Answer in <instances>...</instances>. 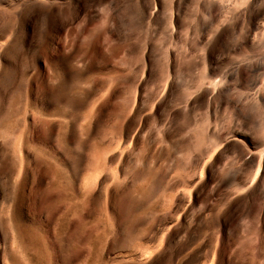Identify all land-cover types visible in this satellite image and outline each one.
Listing matches in <instances>:
<instances>
[{
    "label": "rangeland",
    "instance_id": "374dc122",
    "mask_svg": "<svg viewBox=\"0 0 264 264\" xmlns=\"http://www.w3.org/2000/svg\"><path fill=\"white\" fill-rule=\"evenodd\" d=\"M134 1L0 0V264H264V0Z\"/></svg>",
    "mask_w": 264,
    "mask_h": 264
},
{
    "label": "bare ground",
    "instance_id": "6f19581e",
    "mask_svg": "<svg viewBox=\"0 0 264 264\" xmlns=\"http://www.w3.org/2000/svg\"><path fill=\"white\" fill-rule=\"evenodd\" d=\"M133 1H134V0H133ZM249 1H250V0H249ZM52 2H53V1H52ZM52 2L49 3V6H50L49 8H53V6H55V5H54L55 2H53V3H52ZM137 2H138V4H139V3L141 4V5L139 4L140 6L137 4L138 7H139V9L141 8V10L143 11L142 13H145V10L147 9L148 4L145 2V0H137ZM46 3H47V2H46ZM134 3L136 4L135 1H134ZM154 3H155V2H154ZM214 3H215V1H214ZM152 4H153V3H152ZM154 6H155V5H154ZM252 7H253V6H252ZM54 8H55V7H54ZM238 8H239V7H238ZM171 9H172V8H171ZM107 10H108V9H106L103 13H104V17L108 20L109 18L111 19V16H112V15H111V12H109L110 10H108V11H107ZM209 10H210V9H209ZM146 11H147V10H146ZM152 12H153V8H152V9L150 8V10L148 11L147 15L151 16ZM103 13H102V14H103ZM153 14H154V12H153ZM249 15H250V14H249ZM169 22H170V21H169ZM223 25H224V24H223ZM218 29H219V27H218ZM222 30H223V29H222ZM240 31H241V30H240ZM238 37H239V36H238ZM236 39H237V38H236ZM242 39H243V38H242ZM243 41H244V43L246 44V39H245V38H244ZM233 42H234V41H233ZM239 42H240V41H239ZM234 43H235V42H234ZM242 44H243V43H242ZM240 45H241V43H240ZM246 45H247V44H246ZM206 49H207V48H206ZM230 50H231V49H230ZM251 55H252V54H251ZM205 56H206V55H205ZM207 57H208V56H207ZM206 60H209V59H206ZM241 60H242V59H241ZM210 61H211V60H210ZM251 62H252V61H251ZM204 65H206V63H204ZM234 65H235V64H234ZM255 66H256V65H255ZM251 67H252V66H251ZM251 67H250V68H251ZM253 67H254V66H253ZM261 67H262V66H261ZM254 71H255V69H254ZM201 72H202V71H201ZM250 72H252V71H250ZM227 74H228V73H227ZM221 84H222V83H221ZM256 94H257V93H256ZM259 97H261V96H259ZM195 130H196V129H195ZM202 133H203V132H202ZM213 151H214V150H213Z\"/></svg>",
    "mask_w": 264,
    "mask_h": 264
}]
</instances>
